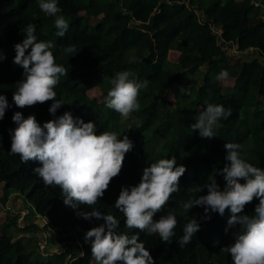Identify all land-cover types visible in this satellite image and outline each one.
Listing matches in <instances>:
<instances>
[{"label": "trees", "instance_id": "1", "mask_svg": "<svg viewBox=\"0 0 264 264\" xmlns=\"http://www.w3.org/2000/svg\"><path fill=\"white\" fill-rule=\"evenodd\" d=\"M58 7L61 12L57 15H64L69 22L63 37L56 35V17L41 11L39 0H0V52L5 57L0 61V94L6 96L9 104L0 120V207L4 208L11 195L24 194L33 209L30 226L37 227V217L44 219L46 224L41 231L48 235V244L59 249L45 261H35L20 242L3 234L0 264H95L84 235L104 223L95 217L85 220L78 216L77 211L92 209L80 206L73 210L64 204L59 187L45 186L34 172L41 166L39 161L24 163L19 155L10 154L9 129L17 127L12 120L15 112H21L23 118L35 115L41 126L54 119L49 113L53 101L24 108H18L13 101L15 85L23 78L22 67L13 62L15 45L23 42L28 24L36 26L38 40L54 43L51 51L56 63L69 70L54 89L57 99L64 103L57 110V117L70 112L74 118L94 122L97 134L108 131L112 111L106 113L104 105L89 99L87 91L99 87L103 79L110 81L120 71H130L135 78L148 82L147 88L140 90V109L131 114L136 121L119 137L128 136L133 147L125 154L120 174L92 207L102 214H113L120 222L119 232L129 236L138 233L155 264H214L212 260L221 256L225 264H233L230 254L222 251L234 243V234L240 229L238 224L228 226L231 213L212 218V225L220 234L216 246L201 243L197 233L190 243H178L189 222L185 216L200 208L186 212L182 202L200 196L204 188L198 171L200 164L189 172L190 166L178 157L180 151L196 146L195 161L208 159L205 148L198 147V130L189 134L186 129L212 103L231 110V115L218 121L216 137L210 142V154L218 164L207 165L210 173L218 174L223 168L226 143L240 144L243 153L242 146L249 140L257 145L252 148V164L264 168V61L253 58L233 66L230 63L232 50L253 51L264 60V25L251 24L256 16L264 15V0H58ZM69 45L75 46V56L63 52ZM171 51L177 53L175 61L169 60ZM222 70L234 79L231 88H223L217 79ZM181 87L188 91L182 93ZM166 92H171L176 100L172 110L166 108ZM173 156L177 166L184 165L186 172L180 178L179 191L154 217L159 219L168 211L177 217L174 236L162 242L158 234L127 228L123 213L114 204L122 187L140 182L145 167ZM258 203L254 198L247 204L249 215L254 214ZM15 221V217L8 218L0 229Z\"/></svg>", "mask_w": 264, "mask_h": 264}, {"label": "clouds", "instance_id": "2", "mask_svg": "<svg viewBox=\"0 0 264 264\" xmlns=\"http://www.w3.org/2000/svg\"><path fill=\"white\" fill-rule=\"evenodd\" d=\"M39 8L56 17V35L63 37L69 22L64 15H57L61 12L58 0H39ZM35 33L36 26L28 24L23 42L15 45L13 62L22 67L23 78L15 85L13 101L18 108L53 101L49 113L54 119L41 126L35 115L23 118L21 112H15L12 120L17 127L9 129L10 154L19 155L24 163L39 161L41 166L34 172L45 186L61 189L66 206L73 210L86 206L92 211H77L78 216L104 221L84 235L85 243L91 246L95 264H155L138 233L129 236L119 232L120 222L113 214H102L92 207L104 196L113 178L120 174L125 154L133 147L132 141L126 135L119 139L114 131L97 134L94 122L86 123L81 118H74L70 112L56 116L64 103L57 99L54 89L60 77L67 76L69 70L56 63L51 51L54 43L38 40ZM63 52L71 56L78 53L74 45L64 47ZM4 59L0 52V61ZM228 76V71L222 70L217 79L225 80ZM109 83L110 90L104 97L106 108L124 118L140 109L138 97L140 90L148 86L146 80L140 81L130 71H120ZM180 91L188 90L181 87ZM8 107L6 96L0 94V120ZM230 115L231 110L209 103L196 116L191 129L198 130L202 139H212L216 137L218 121ZM225 148V164L219 170L225 181L223 189L213 177L205 186L206 195L190 198L181 206L186 212L197 206L203 207V219L206 220L211 219V213L223 216L226 209L230 210L228 226L238 224L240 229L234 234V243L222 251L230 254L233 264H264V168L248 162L241 153L240 144L226 143ZM185 172L184 165L177 166L175 156L159 159L143 169L137 185L122 187L114 206L123 213L126 227L147 235L158 234L162 242L169 241L178 223L176 215L168 211L159 219L154 217L164 209L172 194L179 191L180 178ZM254 198L259 200L254 214H242ZM199 230L197 219L191 218L183 228V236L178 241L180 246L190 243Z\"/></svg>", "mask_w": 264, "mask_h": 264}, {"label": "rangeland", "instance_id": "3", "mask_svg": "<svg viewBox=\"0 0 264 264\" xmlns=\"http://www.w3.org/2000/svg\"><path fill=\"white\" fill-rule=\"evenodd\" d=\"M94 21L93 18L90 19V23ZM169 60L175 61L176 56L174 53H170ZM231 63V59H230ZM221 86L223 88H231V78L221 80ZM102 85V86H101ZM101 85L99 87H94L87 91V95L89 99L96 101L97 104L104 105L106 113L111 112V118L108 122V131H114L118 133L119 136L126 133L129 128L133 125V121H136L135 119H132L131 116L129 118L122 117L119 113H117L114 110L108 109L105 106L104 103V97L107 95L108 90H110V83L109 80L103 79ZM227 91V90H226ZM164 98L167 101L166 102V108L172 110L175 108L176 100L174 99L171 92H166L164 94ZM138 122V121H137ZM136 123V122H134ZM189 130L186 129L187 133H193V130L191 129V126H188ZM147 133L144 132L145 135ZM197 136H199V132L197 131ZM212 139H202L199 136V145L198 147L203 146L205 148V155L208 159L202 160V161H195L196 157L195 154L197 153L196 146H192L191 150H182L179 152L178 159L181 161H185L189 167V172H192L194 165H198V171L200 172V177H202L204 188L201 189V195L207 194V188L205 186L207 183L211 181V179L214 177L218 185L220 186L221 190L223 189V183L225 184V181L223 179V176H221L219 173L211 174L209 171V168L207 165H217V163L214 162L213 156H211L210 152L212 151L210 142ZM163 140H159L158 143H162ZM198 143V142H197ZM257 145L254 144L252 140H249L245 142L242 146V155L248 160V162L253 163L255 161V158L252 154V148H256ZM188 152V153H187ZM200 152V151H199ZM216 169H218L216 167ZM2 185H0V195H1ZM13 197L15 200L21 201V208H17L16 203L13 201L10 204L4 206V209H0V225H4L5 223H8V218L15 217L16 221L15 224H12L8 228H2L0 229V237L3 234H7L12 237L14 241L20 242L26 249V253L32 258V260L35 261H45L49 255L56 253L59 251L58 248L53 247L52 245L48 244L47 239L48 235L44 232H42V227L44 226L45 220L42 218H36L34 220V223L37 227L30 226V224L33 222L32 220V207L26 202L25 195L22 193H16L13 194ZM24 213V214H23ZM225 213H230V210L226 209ZM218 213H211V219L206 220L203 219L204 216V209L203 207L195 209L193 212L185 216L187 219L195 218L197 219V222L200 224V230L197 232L199 241L201 243L207 244L208 246H216L220 241V234L217 231V229L212 225V218L217 215ZM242 214H249V205L245 206ZM22 218V219H21ZM31 219V221H29ZM39 219L40 222L38 221ZM69 258V256H68ZM67 258V259H68ZM214 264H225V259L223 256L216 259L214 258L212 260ZM69 264V263H68Z\"/></svg>", "mask_w": 264, "mask_h": 264}, {"label": "crops", "instance_id": "4", "mask_svg": "<svg viewBox=\"0 0 264 264\" xmlns=\"http://www.w3.org/2000/svg\"><path fill=\"white\" fill-rule=\"evenodd\" d=\"M236 1L241 2L243 0H236ZM251 24H262V25H264V15L256 16L251 21ZM170 53H174L175 56L177 57V53L175 51H171ZM169 56H170V54H169ZM253 58H257V59L259 58L261 62L264 61L263 59H261L259 57V55L257 53H254L253 51H247V52H243V53H238L235 50H232L231 51V66H233V65H235V64H237L239 62H248V61L250 62ZM233 84H234V79L231 78V87L233 86ZM13 201L16 203L17 208H21V201L15 200L13 195H11L9 197V199H8L7 203L5 204V206L10 204ZM0 209L3 210V208H1V207H0Z\"/></svg>", "mask_w": 264, "mask_h": 264}, {"label": "built area", "instance_id": "5", "mask_svg": "<svg viewBox=\"0 0 264 264\" xmlns=\"http://www.w3.org/2000/svg\"><path fill=\"white\" fill-rule=\"evenodd\" d=\"M255 6H257L258 4L257 3H254ZM46 224V222H44V225Z\"/></svg>", "mask_w": 264, "mask_h": 264}, {"label": "water", "instance_id": "6", "mask_svg": "<svg viewBox=\"0 0 264 264\" xmlns=\"http://www.w3.org/2000/svg\"><path fill=\"white\" fill-rule=\"evenodd\" d=\"M40 218V217H39ZM41 219H39L38 221L40 222Z\"/></svg>", "mask_w": 264, "mask_h": 264}]
</instances>
